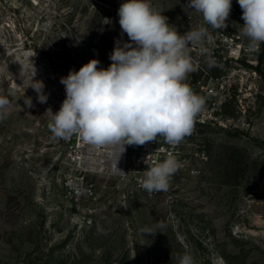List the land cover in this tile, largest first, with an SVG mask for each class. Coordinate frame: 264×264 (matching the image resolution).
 Instances as JSON below:
<instances>
[{
  "label": "rangeland",
  "instance_id": "374dc122",
  "mask_svg": "<svg viewBox=\"0 0 264 264\" xmlns=\"http://www.w3.org/2000/svg\"><path fill=\"white\" fill-rule=\"evenodd\" d=\"M123 2L54 0L15 14L0 4V96L9 101L0 120V264H179L186 253L196 264H264L263 43L252 48L242 36L240 6L213 29L188 0H150L180 34L206 27L211 36L208 51L190 48L197 70L185 83L206 99L193 133L178 145L162 136L146 143L158 162L169 154L182 162L170 190L148 193L97 166L86 176L94 198L65 197L70 168L46 111L65 99L61 77L91 59L106 69L115 41H128ZM33 63L45 104L28 87Z\"/></svg>",
  "mask_w": 264,
  "mask_h": 264
},
{
  "label": "clouds",
  "instance_id": "9594fccd",
  "mask_svg": "<svg viewBox=\"0 0 264 264\" xmlns=\"http://www.w3.org/2000/svg\"><path fill=\"white\" fill-rule=\"evenodd\" d=\"M242 10V36L249 46L264 43V0H237ZM188 7L200 13L213 29H225L232 9V0H188ZM119 25L128 41L116 40L105 69L91 59L78 71L70 70L61 77L65 99L58 111H46L52 121L50 131L56 138L69 140L78 135L85 145L96 148L111 146V168L117 167L125 146H141L162 136L166 143L178 145L194 131L195 118L206 106V99L185 83L197 69L190 48L204 47L211 40L206 27L180 34L168 18L156 11L150 0H124L118 9ZM31 87L40 104L47 103L45 84L34 79ZM28 108L34 107L31 97H24ZM9 101L0 96V120L8 115ZM143 171L141 187L148 193L170 190L172 178L182 162L169 154L162 162L149 164ZM153 235L151 228L144 230ZM179 264H196L184 254Z\"/></svg>",
  "mask_w": 264,
  "mask_h": 264
},
{
  "label": "built area",
  "instance_id": "2783aa9c",
  "mask_svg": "<svg viewBox=\"0 0 264 264\" xmlns=\"http://www.w3.org/2000/svg\"><path fill=\"white\" fill-rule=\"evenodd\" d=\"M54 0H0L4 8L13 11H25L27 9L35 13V9L48 6ZM239 4L237 0H232V9L230 16H233ZM62 147L65 153V160L69 165L70 171L64 173L62 177V187L65 197L73 203H82L95 197V188L87 183L86 176L97 166L104 167L106 172H113L110 161L112 159L113 149L111 146L96 148L91 145H85L78 135H73L69 140L62 139ZM149 144L142 147L135 146L131 155H128L127 149L124 155L123 165L118 167L125 174H116L121 180L132 181L135 185L141 186L143 171L146 170L147 160L149 164L158 162V157L153 155L149 149ZM103 158H99V155Z\"/></svg>",
  "mask_w": 264,
  "mask_h": 264
},
{
  "label": "bare ground",
  "instance_id": "6f19581e",
  "mask_svg": "<svg viewBox=\"0 0 264 264\" xmlns=\"http://www.w3.org/2000/svg\"><path fill=\"white\" fill-rule=\"evenodd\" d=\"M124 155H125V152L122 154V156L118 160L117 167H121L123 165Z\"/></svg>",
  "mask_w": 264,
  "mask_h": 264
},
{
  "label": "trees",
  "instance_id": "16d2710c",
  "mask_svg": "<svg viewBox=\"0 0 264 264\" xmlns=\"http://www.w3.org/2000/svg\"><path fill=\"white\" fill-rule=\"evenodd\" d=\"M264 60V43H263V48H262V56H261V64L263 63Z\"/></svg>",
  "mask_w": 264,
  "mask_h": 264
}]
</instances>
